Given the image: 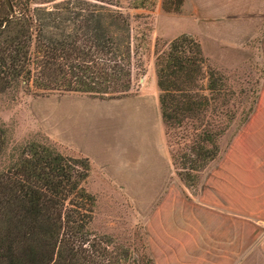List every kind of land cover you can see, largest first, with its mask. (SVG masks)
Returning a JSON list of instances; mask_svg holds the SVG:
<instances>
[{"label":"trees","instance_id":"trees-1","mask_svg":"<svg viewBox=\"0 0 264 264\" xmlns=\"http://www.w3.org/2000/svg\"><path fill=\"white\" fill-rule=\"evenodd\" d=\"M9 2L11 9L0 0V92L131 94L133 74L143 65L132 42L135 16L125 7L143 6V0ZM180 2L160 4L176 11ZM153 65L171 165L191 186L219 152L231 121L239 113L242 121L251 107L233 108L226 77L187 34L155 40ZM5 144L0 124V156ZM90 164L78 151L63 154L43 142L16 148L0 167V264H120L119 253L107 249L109 237L88 227Z\"/></svg>","mask_w":264,"mask_h":264},{"label":"crops","instance_id":"crops-1","mask_svg":"<svg viewBox=\"0 0 264 264\" xmlns=\"http://www.w3.org/2000/svg\"><path fill=\"white\" fill-rule=\"evenodd\" d=\"M196 17L202 51L201 38H207L223 53L258 34L264 0H196ZM260 57L258 104L197 176L194 190L173 179L156 95L65 93L53 101V137L87 156L101 179L131 198L153 262L181 264L197 253L204 261L225 260L235 255L236 220L252 231L257 224L264 228V32Z\"/></svg>","mask_w":264,"mask_h":264},{"label":"rangeland","instance_id":"rangeland-1","mask_svg":"<svg viewBox=\"0 0 264 264\" xmlns=\"http://www.w3.org/2000/svg\"><path fill=\"white\" fill-rule=\"evenodd\" d=\"M160 2L161 0H143V6L125 7L130 14L135 16L132 21V42L136 46V54L143 65L142 73L135 72L133 74L131 94L143 92L149 96H157L158 90L155 84L153 65L155 40L158 43H164L172 37L184 33L197 40L201 47L196 28V0H181L176 11L164 10ZM122 3L126 4L124 1ZM263 32L264 21H262L257 35L249 38L244 45L223 49L221 51L223 53L218 52L207 38H201L205 52L201 48L202 54L210 66L217 68L226 77L228 87H230L227 96L236 110L246 109L249 106L252 108L255 103L258 104L256 96L262 76L260 40ZM206 52L210 55H207ZM224 52H228V55ZM65 93L87 95L72 92H53L40 95L19 87L0 92V124L4 128L6 137V144L0 156V167L7 162L11 154L16 152L19 145L27 141L43 142L63 154L76 155L77 150L52 135L51 105ZM241 114H237L229 128L219 138V151L226 145L230 134L240 125L239 115ZM158 126L157 122V128ZM161 131L163 143L168 151L167 137L162 122ZM218 156L219 152L204 169L198 172L197 176L209 168ZM174 176L183 183L173 171V179ZM103 178L101 179L97 168L90 164L84 182L85 189L94 197L92 217L88 223L89 229L96 234H105L109 237L110 243L107 249L119 253L120 264H160L158 261L153 262L150 257L145 232L142 223L137 219L131 198L121 193V190ZM185 186L194 190L196 181L191 186ZM225 224L227 225L226 222ZM256 227L252 231L248 225L236 220L235 255L230 258L204 261L199 258L200 255L197 253L192 255L189 260H183L180 263L264 264V228H260L258 224ZM222 233L226 237L225 229L221 231ZM122 249L125 250V253L122 252ZM165 264L170 263L165 262ZM174 264H178V262H174Z\"/></svg>","mask_w":264,"mask_h":264},{"label":"water","instance_id":"water-1","mask_svg":"<svg viewBox=\"0 0 264 264\" xmlns=\"http://www.w3.org/2000/svg\"><path fill=\"white\" fill-rule=\"evenodd\" d=\"M5 3L7 4L8 9H11V5L9 0H5ZM141 79V78H140ZM23 83V80L21 81Z\"/></svg>","mask_w":264,"mask_h":264}]
</instances>
